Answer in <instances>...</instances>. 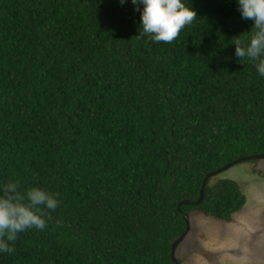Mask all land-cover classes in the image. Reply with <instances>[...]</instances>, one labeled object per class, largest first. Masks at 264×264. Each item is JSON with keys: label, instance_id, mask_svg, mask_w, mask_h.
<instances>
[{"label": "trees", "instance_id": "1", "mask_svg": "<svg viewBox=\"0 0 264 264\" xmlns=\"http://www.w3.org/2000/svg\"><path fill=\"white\" fill-rule=\"evenodd\" d=\"M183 2L197 19L167 44L141 35L131 0H0V190L60 202L0 264H173L182 214L228 222L242 207L212 176L198 204L178 202L264 153V77L233 45L254 22L237 0Z\"/></svg>", "mask_w": 264, "mask_h": 264}, {"label": "clouds", "instance_id": "2", "mask_svg": "<svg viewBox=\"0 0 264 264\" xmlns=\"http://www.w3.org/2000/svg\"><path fill=\"white\" fill-rule=\"evenodd\" d=\"M125 0H120L121 5ZM141 13V35H146L155 43L171 44L180 33L193 25L197 13L183 0H131ZM242 19L252 20L250 40L245 43L234 38L235 55L255 64L260 76L264 77V0H237ZM20 184L8 182L0 190V252L14 254L18 234L29 229L44 230L51 219L50 211L59 207L58 194L41 188H30L21 192ZM47 218V219H46ZM59 226L62 221H57Z\"/></svg>", "mask_w": 264, "mask_h": 264}, {"label": "rangeland", "instance_id": "3", "mask_svg": "<svg viewBox=\"0 0 264 264\" xmlns=\"http://www.w3.org/2000/svg\"><path fill=\"white\" fill-rule=\"evenodd\" d=\"M234 181L245 197L228 222L190 211L179 264H264V158L233 164L212 180Z\"/></svg>", "mask_w": 264, "mask_h": 264}, {"label": "water", "instance_id": "4", "mask_svg": "<svg viewBox=\"0 0 264 264\" xmlns=\"http://www.w3.org/2000/svg\"><path fill=\"white\" fill-rule=\"evenodd\" d=\"M259 158H264V153H257V154H249V155L240 156V157H237V158H235V159L223 164L222 166H220V167H218L216 169L208 171L206 174H204V176H203V178L201 180V184H200L196 199L195 200L181 199V200H179L178 203L179 204H193V205L198 204L201 201V199L203 198V187L205 185L206 179L209 176H214L215 174H218L219 172L227 169L228 167L232 166L235 163H238V162H241V161H246V160H251V159H259ZM182 218H183V220L185 222L184 230H183V232L181 234H179L171 242L170 248H169L170 249L169 250L170 259L173 262V264H179V262L175 259L174 250H175V247L177 246V244L180 242V240L183 238L184 234L188 230V218H187V216L185 214H182Z\"/></svg>", "mask_w": 264, "mask_h": 264}]
</instances>
